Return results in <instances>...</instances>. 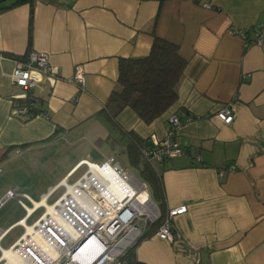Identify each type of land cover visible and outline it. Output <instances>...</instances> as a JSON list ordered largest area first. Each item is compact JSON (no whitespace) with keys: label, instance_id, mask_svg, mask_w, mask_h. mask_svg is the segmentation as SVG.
Returning <instances> with one entry per match:
<instances>
[{"label":"crops","instance_id":"0c3cea01","mask_svg":"<svg viewBox=\"0 0 264 264\" xmlns=\"http://www.w3.org/2000/svg\"><path fill=\"white\" fill-rule=\"evenodd\" d=\"M28 17L29 4L0 11V53L8 54H0V264L10 262L18 240L64 185L82 176V160H103L117 145L126 156L122 131L149 144L162 138L172 112L200 117L178 129L185 154L153 162L164 212L187 210L173 219L179 239L150 235L135 247L136 260L264 264V48L251 43L254 27L264 22V0H35L30 48ZM152 29L186 60L177 100L149 124L129 107L112 118L106 102L118 59L148 54ZM240 29L246 38L231 32ZM29 49L48 53L60 78L30 91L42 113L18 117L23 89L9 74L13 58ZM76 66L85 74L83 89L70 81ZM227 103L234 113L228 124L215 115ZM63 143L81 152L68 162L54 160L50 153ZM8 190L14 196L6 197Z\"/></svg>","mask_w":264,"mask_h":264},{"label":"built area","instance_id":"2783aa9c","mask_svg":"<svg viewBox=\"0 0 264 264\" xmlns=\"http://www.w3.org/2000/svg\"><path fill=\"white\" fill-rule=\"evenodd\" d=\"M201 6L211 8L204 1ZM231 32L245 38L247 36L246 30ZM253 34L251 43L264 48V22L254 27ZM9 78L14 85L23 89L18 97L24 99L38 84L44 82L53 86L60 77L50 64L48 53L32 51L25 56L13 58ZM70 81L79 89L84 88L85 74L81 66L75 67ZM30 107V103L22 105L14 114L30 117ZM215 115L226 124L232 122L234 113L231 104L222 106ZM199 118L170 113L166 119L164 136L160 139L152 138V142L143 150L144 157L153 164L185 154L186 149L178 138V129L184 123ZM195 160L201 161L199 156ZM91 163L99 165L102 170L111 168L129 187L121 185L122 188L118 190L121 196L117 197L108 187L112 171L96 180L92 178ZM80 164L86 166L82 176L70 185L71 190L64 185V193L21 236L13 250L20 252L32 264H122L121 257L143 235L146 225L162 217L160 208L151 198L145 184L135 179L138 183L136 185L130 178V171L125 170L112 156L100 163L82 160ZM229 169L234 170L235 166L231 165ZM219 173L223 171L219 170ZM141 191L145 193L144 199L138 198ZM12 196L14 190H8L6 197ZM23 196L28 197L26 194ZM186 210L185 205L167 210L154 235L168 242L179 239L180 235L173 230V219ZM34 236H39L46 243V250H41L34 243ZM48 249L54 253L53 258L47 255Z\"/></svg>","mask_w":264,"mask_h":264},{"label":"trees","instance_id":"16d2710c","mask_svg":"<svg viewBox=\"0 0 264 264\" xmlns=\"http://www.w3.org/2000/svg\"><path fill=\"white\" fill-rule=\"evenodd\" d=\"M34 1L14 0L10 5L0 8V11H4L21 4H29L28 48L31 47ZM151 33L153 41L148 54L118 59L116 87L111 91L106 102V109L112 111V118L125 107H129L140 120L149 124L166 112L177 100L176 86L186 67V60L180 56L176 44L157 37L154 29ZM28 103L31 104L28 112L30 117L42 113L41 102H37L30 91L18 106ZM122 133L123 137L124 135L127 137V160L137 170L143 179L142 182L149 187L150 196L162 213L160 219L146 225L143 235L120 259L122 264H144L136 260L134 249L142 239L155 233L165 214L162 209L164 198L162 178L160 172L143 155V150L149 144L147 139L141 138L132 131H122Z\"/></svg>","mask_w":264,"mask_h":264},{"label":"bare ground","instance_id":"6f19581e","mask_svg":"<svg viewBox=\"0 0 264 264\" xmlns=\"http://www.w3.org/2000/svg\"><path fill=\"white\" fill-rule=\"evenodd\" d=\"M107 170V171H106ZM106 170H102L99 165H94V163H91V171H92V178L99 180L101 178V176H103L106 172L108 171H112V175L109 177L110 179V183L108 185L109 189L111 192H113L114 194L117 195V197L121 196L118 193V190L121 189V185H125L129 187V184L126 185L120 178V176L116 173H114V171L111 168L106 167ZM131 178V176H130ZM135 179V178H134ZM68 190H71L70 185L68 186ZM131 192V190H130ZM145 197V193L144 192H140V195L138 198L140 199H144ZM48 210H50V205H48ZM29 230V229H28ZM34 243L40 247L41 250H46V243L39 237V236H34L33 237ZM47 255L51 258L54 257V253L48 249L47 251ZM10 262H8V264H32L30 263L20 252L18 251H13L12 252V258L9 259Z\"/></svg>","mask_w":264,"mask_h":264},{"label":"rangeland","instance_id":"374dc122","mask_svg":"<svg viewBox=\"0 0 264 264\" xmlns=\"http://www.w3.org/2000/svg\"><path fill=\"white\" fill-rule=\"evenodd\" d=\"M11 1H14V0H5V1H3V2H1L0 3V5H3V4H5L6 2H11ZM72 146H68L66 143H63V145H61V146H58L57 148H55V149H53V150H56L54 153H50L51 154V156H52V158L54 159V160H60L62 157H64L65 158V162H68L71 158H72V156H74V155H77V153H79V152H81V150H77V148H71ZM119 145H117V147L116 148H114V150H113V152L112 153H110V154H108L107 153V157L106 158H109V157H113L114 159H115V161H119L118 163L121 165V166H123V168L125 169V170H128V169H126L125 167H127V168H129L130 169V173H132L133 175L131 176V180L136 184V185H138V183H137V181L135 180V179H138L139 181H141L142 182V178L139 176V174H138V172H137V170L128 162V160H127V158H126V156L124 155V154H122V153H120V151H119ZM71 151L73 152L72 153V155H71ZM77 151V152H76ZM93 157V156H92ZM105 158V159H106ZM105 159H103V160H99V159H97L96 160V162L97 163H100V162H102V161H104ZM129 171V170H128ZM135 178V179H134ZM62 190V189H61ZM61 190H59L55 195H54V197H56L60 192H61ZM54 197H52L50 200H49V202H51L52 200H53V198Z\"/></svg>","mask_w":264,"mask_h":264}]
</instances>
